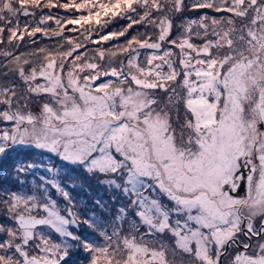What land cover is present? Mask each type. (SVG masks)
<instances>
[{
    "label": "snow or ice",
    "instance_id": "6c2138e0",
    "mask_svg": "<svg viewBox=\"0 0 264 264\" xmlns=\"http://www.w3.org/2000/svg\"><path fill=\"white\" fill-rule=\"evenodd\" d=\"M0 45V264H264V0H0Z\"/></svg>",
    "mask_w": 264,
    "mask_h": 264
},
{
    "label": "rangeland",
    "instance_id": "374dc122",
    "mask_svg": "<svg viewBox=\"0 0 264 264\" xmlns=\"http://www.w3.org/2000/svg\"><path fill=\"white\" fill-rule=\"evenodd\" d=\"M188 2H190V0H188ZM49 10L45 9L43 13L41 12H37V19L39 18V15L41 14H46ZM52 12V14L54 15H60L63 16L66 14V10L64 9H52L50 10ZM207 13L208 15H215V13L212 12V10L210 9H202V10H198V11H186L185 15L189 16V17H198L201 14ZM33 18L32 17H20V23L21 25H23L25 22H30ZM179 21H177L178 23ZM127 21L124 20H118V21H114L111 25H109L107 31H114V30H119L120 28L126 26ZM54 26V25H52ZM143 29H136L134 31H132V34H135V31H142ZM7 33H5V37H6ZM37 41V44L39 46H44V45H52L55 44L57 41L55 39H47L45 37H43L42 35L38 34L37 37L35 38ZM119 43H123L124 42V38H120ZM117 41H111V42H106L105 43V47H109L113 44H116ZM8 47L7 45H0V48H5ZM89 47H94L93 45H89ZM33 48V45L29 42V39L26 38L24 41H22L20 43V47L17 50V52H27V51H31ZM0 59H2V57H0ZM6 126L4 123H0V127H4ZM10 126V124L8 125ZM13 157L16 158L17 157V153H13ZM50 157H52V154L50 153H45L43 156L39 155V150H30L27 148H23V149H19L18 150V158L20 159H25V160H31V159H36L37 161L40 159H43L45 163H56V164H60L62 165L63 162L62 161H58L57 159H55L54 157L50 159ZM43 168L37 170L36 172V176L39 177L41 174H43ZM32 177L29 176L28 177V183L29 185L32 184ZM8 183H11V181H9ZM86 198V197H85ZM0 222H3V218L0 217ZM73 229L75 231H77L78 234L83 235L88 237L90 240L93 238V233L91 232L90 229H87L85 226H81L79 229H75V226H73ZM84 261V254L83 253H79V252H74L73 253V258L72 261L70 262V264H78V262H83ZM86 264V262H85Z\"/></svg>",
    "mask_w": 264,
    "mask_h": 264
}]
</instances>
